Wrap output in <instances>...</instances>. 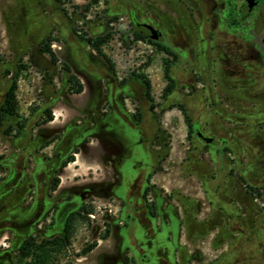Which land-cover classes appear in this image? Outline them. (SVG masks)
Returning <instances> with one entry per match:
<instances>
[{
	"label": "rangeland",
	"instance_id": "obj_1",
	"mask_svg": "<svg viewBox=\"0 0 264 264\" xmlns=\"http://www.w3.org/2000/svg\"><path fill=\"white\" fill-rule=\"evenodd\" d=\"M128 11L129 6L120 0H0V107L16 80L18 111L17 117H7L0 125V264H18V260L37 264H123L125 249L126 264H172L165 260L154 263V248L146 250L145 242L138 245L137 222L126 227L117 223H125L126 216L139 209V197L158 164L151 145L155 122L150 104L143 98V85L134 80L135 74H145L151 82L153 105H158L157 117L161 116L156 128L168 144L167 174L154 176L151 183H159L158 194H166L162 186L172 183L175 187L169 203L163 204L165 208L170 206L168 216L176 221L181 218L187 232L195 228L202 233L196 235V244L190 248L194 254L187 256L188 248L181 249L176 264H191L192 259L195 264H209L214 255H209L212 234L207 231L222 222L225 229L238 235L221 255L216 251L219 256L212 264H264V209L256 214L258 205L236 178L241 175L251 186H264V130L258 128L264 122V111L246 107L244 112L222 116L219 110L207 108L206 98L213 99L209 88L195 94L193 85L197 78L194 71L209 73L212 47L226 45L224 34L216 33L217 45V41H203L205 36L194 33L185 21L164 23L171 48L177 50L183 45L176 34L187 41L179 62L170 71L176 89L164 105H184L193 121L207 129L208 137L228 142L230 154L219 152V144L217 149L198 144L195 134L188 139L178 107L161 114L164 63L171 58L146 40L134 41L138 28L128 18ZM107 32H113L114 37L102 50L114 65L113 73L79 37ZM47 37L56 41L52 44L59 59L56 66L40 52V43ZM64 63L82 81V94L68 93ZM259 73L258 80L243 90L251 97H264V70ZM118 81L127 83L120 87ZM136 102L142 112L141 124L134 119ZM104 104L112 107L110 113H102ZM47 109L57 120L54 125L42 127L38 123ZM77 149L76 167L66 170L62 186L52 192L53 179ZM231 169L234 176H230ZM106 175L115 199L126 203L125 210L120 211L112 195L95 197ZM190 175L201 180L210 203L201 215L194 216L187 209L195 206L196 197H202ZM85 195L95 198L82 200ZM176 199L179 204L170 205ZM144 202L148 210L156 211L147 199ZM83 207L93 213L73 221L67 249H33L32 255L38 257L35 261L33 256L21 259L18 250L25 239L36 237L41 242L61 237L67 216ZM107 231L108 242L90 257H79L88 245L102 242L100 238ZM135 250L147 257L136 258Z\"/></svg>",
	"mask_w": 264,
	"mask_h": 264
},
{
	"label": "flooded vegetation",
	"instance_id": "obj_2",
	"mask_svg": "<svg viewBox=\"0 0 264 264\" xmlns=\"http://www.w3.org/2000/svg\"><path fill=\"white\" fill-rule=\"evenodd\" d=\"M102 1L105 2L107 0ZM120 1L129 6L128 18L138 28L137 31H134V34L139 32L149 36V30L147 26L156 29L160 33V38L156 42L164 44L173 53L171 56L165 54L167 57L171 58L170 71L172 67H174L179 62L180 56L182 55L181 50L184 48V45H186L187 41L186 39L184 41V38L181 35L176 34L183 45L180 48H177V50L171 48V40L165 36L167 33L166 31L168 30H165V27L163 26L164 23L185 21L188 24H191L190 28H192L194 33L201 34L202 37L205 36V38H202V40L204 41L206 39L209 43L217 41V32L218 34H224V38L227 42L226 45L224 47L220 46L218 45L217 41L218 46L212 47L214 56L212 61L209 62V73L206 75L200 71H194V74H196L197 77L193 80L195 94L198 91H204L205 88L208 87L209 91L213 93V99L209 101L206 98L207 108L210 111L219 110L222 116L229 112H244L243 109L246 107H251L255 110L257 109L258 112L264 111L263 96H261L263 98H256L253 96L251 97L243 91L247 88V84L258 80L260 77L259 72L264 70V0ZM55 2L60 3L57 0H55ZM61 12L66 16L63 11ZM205 28H209V31L205 30ZM101 59L113 73V70L105 62V60L103 58ZM134 78V80L140 81V83H142L144 88L143 98L150 104V111L155 122L154 136L151 140V145L157 154L158 164L152 171V174L148 176L146 186L144 187L145 191L148 190V195L145 197L144 191L139 197V209L135 210L133 214H128L126 216L125 223L122 221H117V223L123 227H126L127 225L137 222L139 224V233L137 239L138 241L141 240L139 241L138 245H140L141 242H145V246L153 247L154 260L155 263H157L161 257L163 251L162 247L164 245L161 236L162 227L167 224L166 214L164 211L170 208L169 206L165 208L163 204H168L170 196L164 193L158 194V184L151 183V180L156 175L167 174L165 172H167L166 164L168 163V144L163 142V137L159 134L160 130L158 127L156 128L157 125H160V120L158 119L161 118V116L157 117L158 105H153L151 93L150 97L146 95V89L143 82L140 79H137L135 76ZM126 83L127 81H118L120 87ZM167 84L168 82L166 81L165 87ZM172 93H170L166 98H163L162 94L160 96L162 104L159 107L161 109L162 115H165L168 110L175 108L164 105ZM104 106H107L110 109L108 110L104 108ZM133 106L135 114L134 119L138 124H141L143 118L142 112L139 108V102L133 103ZM111 110L112 107L109 104H104L101 111L103 114H108L111 112ZM137 114H139L141 117L139 121L135 117ZM187 114L189 115L188 110ZM182 116L184 118L183 113ZM192 123L193 134H195L198 144H204V146L208 149L212 146L217 149L216 144H219L220 150H223L224 147H228V142L225 139L208 137L206 128H202L198 123L194 122L193 119ZM258 128L264 130V122L258 124ZM55 137L56 136H54V139ZM52 143H54V141H52ZM100 175L103 177V172H101ZM99 184L100 186L97 190V193H95V197H108L109 195H112L113 199L118 201L120 211L125 210L126 203L121 199H115L112 188L113 186L108 179V175H106L105 179L100 181ZM152 191L154 197L149 198V194ZM91 197L93 196L85 195L84 199L82 200ZM144 199H147L150 205L153 204L156 207L155 212L148 210V208L145 206ZM115 224L116 222H114L112 226ZM123 264H126L124 260Z\"/></svg>",
	"mask_w": 264,
	"mask_h": 264
},
{
	"label": "trees",
	"instance_id": "obj_3",
	"mask_svg": "<svg viewBox=\"0 0 264 264\" xmlns=\"http://www.w3.org/2000/svg\"><path fill=\"white\" fill-rule=\"evenodd\" d=\"M58 2H61V0H57ZM65 14V10H62ZM76 32V31H75ZM79 37L84 40L88 46L95 51L100 57H102L105 62L110 66V68L112 70H114V65L112 64V62L107 58V56L104 54L102 48L105 44H107L108 42H110L113 37L114 34L113 32H107L104 35H100L97 37H90L87 34L84 35H79ZM148 41L152 46H154L159 52L164 53L168 56L173 55L172 51L166 47L164 44L160 43V42H156L150 39V37L147 34H143V33H139L136 32L134 34V41ZM56 42L54 39H52L51 37H47L46 39L42 40L40 43V52L43 54H46L51 63L53 65H57L59 63V59L58 56L56 55L55 51L52 48V44ZM165 67H164V79L165 81L168 82L167 86L164 88L163 92H162V97L166 98L170 93H172L175 89V81L171 78L170 76V61L166 60L164 63ZM22 69H25V67H23ZM63 69L64 71L68 74V93L70 95H79L83 92L84 87L82 82L80 81V79L75 76L72 71L71 68L69 67L68 64L64 63L63 64ZM137 79H140L146 89V95L148 97H150V93H151V82L150 80L147 78V76L145 74H135L134 75ZM16 91H17V81L14 80L12 81L11 85L9 86V88L7 89L5 95H4V100L3 103L0 107V125L1 123L7 118V117H17L18 116V111H17V102H16ZM172 107H178L180 109V111H182L184 118H185V123L188 127V135L187 138L189 139L191 137V134H193V123H192V119L190 118V116L187 114V110L185 109L184 106L182 105H178V106H172ZM136 119L139 121L140 120V115L137 114ZM54 120V116L53 113L50 109L45 110L44 112V118L43 120H41L38 125H46L50 122H52ZM22 126V125H21ZM52 142H49L48 144H51ZM219 152L221 153H227L230 154V150L228 147H224L223 150H220ZM78 152H74L72 154V156H70L68 159H66V161L63 163L62 167H66L69 163H72L75 161V156L74 154H77ZM233 170L231 169L230 171V176H234L233 174ZM238 181L240 182L243 190L246 192V194L251 195L254 199H260L262 198V189L258 188V187H252L249 184H247L246 180L244 179L243 176H237ZM60 184V178L59 177H55L52 181V186H51V191L54 192L57 187ZM145 197L148 195V190L145 191ZM82 213H84V215H82ZM93 210L92 209H86V208H81L80 211L78 212H74L71 213L67 216V218L65 219V223L63 226V230H62V235L61 237H56L53 238L52 240H42L41 242H38L36 237H29L27 239H25L22 243V245L20 246L18 252L20 253V257L21 259H27L32 255L31 251L33 249L36 250H41L44 251L46 248H50V247H54L55 249H67L70 245H71V239L73 236V221L75 219L79 218H83L86 219L88 215L92 214ZM107 234L105 236H103L102 238H100L101 240H106L108 238L109 235V231L106 232ZM98 246V242L95 241L94 243L88 245L87 247H85L81 253L79 254V257H85L87 255H89L94 249H96V247ZM38 257L33 256V260L35 261ZM18 264H37V262H29V263H23L22 260H18ZM40 264V263H38Z\"/></svg>",
	"mask_w": 264,
	"mask_h": 264
},
{
	"label": "crops",
	"instance_id": "obj_4",
	"mask_svg": "<svg viewBox=\"0 0 264 264\" xmlns=\"http://www.w3.org/2000/svg\"><path fill=\"white\" fill-rule=\"evenodd\" d=\"M83 87H84V85H83ZM83 92H84V90H83ZM72 96H74V95H72ZM56 120H57V118L55 116V118H54V120L52 122H50V123H48L46 125H42V127L48 126V125L49 126L54 125ZM77 152H78L77 154H74L75 161L72 162V163H69L66 167H62V169L60 170V173L58 174L59 175L58 177L60 178V184H59L58 187L62 186V182H63L62 178H63V175L66 173V170L69 169L70 167H76V165L78 163L79 150ZM189 178L192 181L196 180L197 184L200 187V193H202V197H196V199H198V200H196L197 202L195 203V206L194 207H187V209H189L191 214H194V216L199 215V214L201 215V212H204V211L206 213V211L209 208L210 203H208V199L206 198V194L202 190L201 180H199L197 177H195L193 175H190ZM236 178H237V176H236ZM157 184H159V183H157ZM165 184H166V182H165ZM162 187H163V189H165V193L168 196H170L171 193L173 192V188L175 186H173V184L170 183V186H167V184H166V185H163ZM252 187H255V186H252ZM257 187L262 189V198L254 199L250 195L252 197L253 201L256 202V204L258 205V208L256 209V214H258V211H263V209H264V186H257ZM247 195H249V194H247ZM151 197L152 198L154 197L153 196V191L149 194V198H151ZM174 203L179 204V201L176 199V200L172 201V203L170 205H172ZM167 210L164 211V213L166 214L167 224H165L164 227H162L161 236H162V240H163V244L164 245L162 247L163 251H162V254H161V257L159 258V260L162 263L165 260V262L167 261L168 263L171 262L172 264H176L177 263V259L179 258V255H181V254H179V251L181 249L182 250H186V248H188L189 251H187V256L189 254H194V252L190 248H191V246L193 248L194 244H196L194 242V240L197 239L196 235L199 236L202 233L195 231V228L191 229L192 231L187 232L186 227L181 222L182 219L178 218L177 221H176L173 217L170 218L168 216ZM242 213H243L242 215H244L245 214V210ZM207 232L212 234V236L210 237L211 251H209V255H214V259H212L211 262L209 263V264H212V262L217 261L216 258L219 255H221L222 250L224 248L228 247V243L233 241V239L238 235V233L237 232H232V233L229 232V230L225 229L223 222L220 224V226H217V227H214V228H210L209 231H207ZM203 233H206V232H203ZM108 240L109 239H106V240H103L102 242H100L98 244V246L96 247V249H94L88 255V257H90L97 250H99L102 247L103 244L108 242ZM130 247H128V248H130ZM144 247L148 251L153 248L151 246H144ZM216 251L219 252V255L216 254ZM135 253H137L135 255L136 258H137V256H140L141 258L147 257V256H143V255L142 256L138 255L139 253L136 250H135ZM123 260H124V262L126 261V249H125V251L123 253ZM187 262H188V257H187ZM195 262H196L195 259H192L191 264H195ZM154 263H155V260H154Z\"/></svg>",
	"mask_w": 264,
	"mask_h": 264
},
{
	"label": "water",
	"instance_id": "obj_5",
	"mask_svg": "<svg viewBox=\"0 0 264 264\" xmlns=\"http://www.w3.org/2000/svg\"><path fill=\"white\" fill-rule=\"evenodd\" d=\"M147 28L149 30L150 39L153 40V41H158L159 38H160V33L156 29H154V28H152L150 26H147Z\"/></svg>",
	"mask_w": 264,
	"mask_h": 264
}]
</instances>
